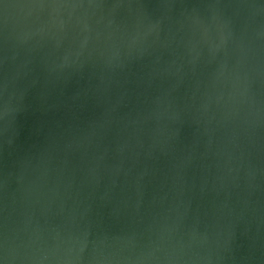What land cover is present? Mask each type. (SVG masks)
<instances>
[{"label": "water", "instance_id": "95a60500", "mask_svg": "<svg viewBox=\"0 0 264 264\" xmlns=\"http://www.w3.org/2000/svg\"><path fill=\"white\" fill-rule=\"evenodd\" d=\"M0 264H264V0H0Z\"/></svg>", "mask_w": 264, "mask_h": 264}]
</instances>
